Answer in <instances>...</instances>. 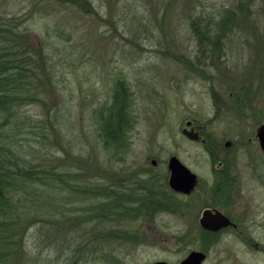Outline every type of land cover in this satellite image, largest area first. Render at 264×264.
Listing matches in <instances>:
<instances>
[{
  "label": "rangeland",
  "instance_id": "374dc122",
  "mask_svg": "<svg viewBox=\"0 0 264 264\" xmlns=\"http://www.w3.org/2000/svg\"><path fill=\"white\" fill-rule=\"evenodd\" d=\"M87 1L89 12L57 0H0V21L27 29L25 42L40 60L35 79L44 101L19 110L20 129L14 131L25 144L20 151L33 165L58 166L72 180L61 189L48 184L43 203L32 204L48 222L32 225L25 238L39 259L33 264L175 263L200 246L207 251L202 264H264V181L250 184L252 210L259 211L256 224L244 231L251 242L231 231L183 229L189 215L169 209L188 199L171 195L157 216L140 210L128 219L80 223L92 212L104 213L93 194L107 181L153 183L156 158L160 178L177 154L202 181L210 179L202 145L181 133L186 119L213 118L209 132L232 140L241 152L248 148L246 138L264 122V0ZM228 13L223 53L208 57L196 26L216 30ZM120 80L131 93L132 127L116 157L95 133L97 114ZM41 131L42 143L36 137Z\"/></svg>",
  "mask_w": 264,
  "mask_h": 264
},
{
  "label": "trees",
  "instance_id": "16d2710c",
  "mask_svg": "<svg viewBox=\"0 0 264 264\" xmlns=\"http://www.w3.org/2000/svg\"><path fill=\"white\" fill-rule=\"evenodd\" d=\"M57 1L89 12L87 0ZM231 15L228 13L216 30L207 25L204 28L196 26L197 41L201 49L206 50L208 57L223 53V35L229 32ZM0 22V264H33L39 262V259H35L32 251L25 246V238L32 225L42 221L44 223L47 218L42 210L38 211L41 213L32 211V204L43 203L48 193V184H57L61 189L64 184L72 183V180H65L66 174L60 175L61 170L56 169L58 166L52 170L50 168L49 173L50 170L33 165V162L28 161L29 157L23 156L20 151L25 144L21 140L22 136H19L21 132L14 131L20 129L19 110L25 104L44 101L43 85L35 79V68L40 60L37 62L33 58L31 48L25 42L27 29L12 26V21ZM130 105L131 93L120 80L110 102L102 105L96 113L98 127L95 135L101 141V146L114 150L116 157L127 146V135L132 127ZM44 135L43 131L37 133L36 137L42 139L41 143L45 142ZM55 143L61 144L59 140ZM131 183L123 179L118 182L107 181L103 184L105 187L95 190L93 195L97 210L104 213L98 215L99 212H92L90 219H82L80 223L92 219H128L131 213L139 214L140 210L152 212L155 208L152 183L142 182L137 188H133ZM135 189L140 191L139 195L135 194ZM167 199L162 198L159 207H165ZM60 216L63 218L62 214Z\"/></svg>",
  "mask_w": 264,
  "mask_h": 264
},
{
  "label": "flooded vegetation",
  "instance_id": "af4514ba",
  "mask_svg": "<svg viewBox=\"0 0 264 264\" xmlns=\"http://www.w3.org/2000/svg\"><path fill=\"white\" fill-rule=\"evenodd\" d=\"M212 119L213 118H210L209 121L203 123L198 122L196 119H186L181 129V133L184 137L202 145L209 162L211 172L210 179L202 181L201 177L182 161L177 154H172L171 156H176L179 161L196 176L193 188L188 193H183L173 189L169 184L171 172L168 168V160L166 162L168 174L166 173L163 178H160L159 175H157V158L154 159L152 161L154 170L152 187L155 199V208L153 212L156 213L157 216L158 213L162 211L163 207H159L162 198H169L171 195L179 200L180 197H184L188 199V203H172L173 206H170L169 209V212L173 215L177 213L189 215V222L180 224L183 229V226L198 228L201 232L209 235L231 231L236 233L241 241L251 242L250 236L245 235L244 231L252 224H256L257 219L253 215L259 212L252 210V200L255 198H252V196L255 194V186L253 188L250 184L251 181H254L261 185L264 181V151L261 148L258 136L259 127L263 125L264 122L256 127L252 137L248 136L246 138L248 148L241 152L238 148H233L236 144L232 140L223 137L217 138L213 133L208 131L207 124H209ZM183 130L191 132L195 138H190L183 133ZM241 155L244 156L243 159ZM253 178L256 180H253ZM141 183L138 182L137 185L133 183L131 186L137 188L139 185H142ZM139 194L140 191H138V195ZM243 197L246 198L243 203L244 206H237V204L242 202ZM198 202H201L200 206H198ZM252 211L254 213H252ZM216 214L223 215L227 218L229 224L218 230L204 228L201 224V219L205 216L210 218ZM201 247L202 246L196 247L192 250L204 252L207 258V251L201 249ZM190 251H188L184 257H186ZM184 257L171 264H178ZM157 261L165 260H156L155 262Z\"/></svg>",
  "mask_w": 264,
  "mask_h": 264
},
{
  "label": "water",
  "instance_id": "95a60500",
  "mask_svg": "<svg viewBox=\"0 0 264 264\" xmlns=\"http://www.w3.org/2000/svg\"><path fill=\"white\" fill-rule=\"evenodd\" d=\"M183 133L190 138L194 137L191 132L183 130ZM258 136L260 145L264 151V124L259 127ZM168 168L170 170L169 184L173 189L188 193L194 186L196 176L186 166H184L176 156L168 159ZM206 217V216H205ZM201 219V224L209 230H218L219 228L229 224V220L223 215L216 214L213 217ZM206 259V254L202 251L192 250L178 264H202ZM151 264H171L166 261H157Z\"/></svg>",
  "mask_w": 264,
  "mask_h": 264
}]
</instances>
